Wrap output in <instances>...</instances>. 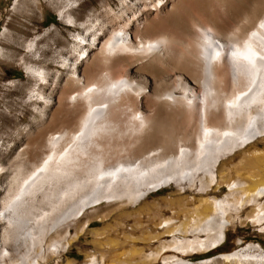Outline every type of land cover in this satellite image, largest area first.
Listing matches in <instances>:
<instances>
[{
    "label": "bare ground",
    "instance_id": "6f19581e",
    "mask_svg": "<svg viewBox=\"0 0 264 264\" xmlns=\"http://www.w3.org/2000/svg\"><path fill=\"white\" fill-rule=\"evenodd\" d=\"M74 3L56 12L85 26L58 56L66 78L25 62L39 36L19 59L55 90L0 169V264H75L63 257L81 233L95 247L81 264H264L260 243L186 259L233 224L264 233V0H122L91 23L70 16Z\"/></svg>",
    "mask_w": 264,
    "mask_h": 264
},
{
    "label": "rangeland",
    "instance_id": "374dc122",
    "mask_svg": "<svg viewBox=\"0 0 264 264\" xmlns=\"http://www.w3.org/2000/svg\"><path fill=\"white\" fill-rule=\"evenodd\" d=\"M11 1L0 0V169H6L17 163L16 155L36 131L35 128L40 122V111L43 105L50 104L46 97V90H55V86H53L55 81L52 84L50 81L45 83L40 78L27 76L24 73L19 59L26 56L24 51L27 43L35 36H39L36 60L26 59L25 62L35 65L45 73H51L50 75L53 77L59 75V80L62 81L66 78V71L57 65L58 56L73 44V35L85 30L84 24L80 25L81 29H77L75 32L74 29L57 20L56 12L72 0H16L13 4ZM73 5V9L69 13L70 16L78 18L79 23L84 21L91 23L95 15L99 17V21H105L122 10V0H75ZM110 8H112V12L108 13ZM52 27L53 29L48 32L47 30ZM46 87L47 89H45ZM260 148L262 147L260 146ZM251 171H254V168ZM2 175H0V197ZM173 190L171 187L152 194L148 196L147 200L151 202L165 198ZM224 191L225 189L222 187L220 193ZM134 218L140 231L143 230L144 234L147 233L146 217L139 215ZM83 219L82 216L80 220ZM247 223L229 226L224 243L214 251L196 254L186 257V259L198 262L219 254L230 253L239 245L246 246L250 243H260L264 248V233H260L258 229ZM66 224L68 227H72L71 222ZM122 225L125 228L124 221ZM98 228H101V224L96 221L88 224L89 230ZM109 231L112 236H120L119 233L122 230L117 224H114ZM162 240L168 241L170 238L163 236ZM71 246L63 258L75 264L85 262L86 254L95 250L92 238L86 233L79 234ZM166 254L172 255L171 252H165L163 255Z\"/></svg>",
    "mask_w": 264,
    "mask_h": 264
},
{
    "label": "water",
    "instance_id": "95a60500",
    "mask_svg": "<svg viewBox=\"0 0 264 264\" xmlns=\"http://www.w3.org/2000/svg\"><path fill=\"white\" fill-rule=\"evenodd\" d=\"M14 1H15V0H12L11 3L13 4Z\"/></svg>",
    "mask_w": 264,
    "mask_h": 264
}]
</instances>
